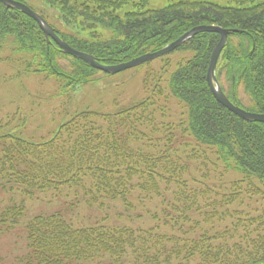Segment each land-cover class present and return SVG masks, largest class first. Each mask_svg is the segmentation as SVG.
I'll return each instance as SVG.
<instances>
[{
	"label": "trees",
	"instance_id": "trees-1",
	"mask_svg": "<svg viewBox=\"0 0 264 264\" xmlns=\"http://www.w3.org/2000/svg\"><path fill=\"white\" fill-rule=\"evenodd\" d=\"M46 1L52 6L59 4V14L68 17L86 38H73L54 26L56 32L72 46L94 54L107 64L159 50L200 24L238 29L239 32L229 34L217 72L225 68L229 73L230 90L222 88L231 100L246 110L264 113V0H230L231 5L177 0L165 8L151 10L149 15L136 9L124 17L116 12L120 0ZM96 22L111 33L107 38L93 31ZM84 30L90 31L84 33ZM219 38L218 33L202 32L184 42L177 48L184 60L177 61L173 70L170 69L171 59H167L162 69L146 80V90H150L148 97L117 116H103L91 110L77 112L60 126L52 140L41 144L13 134L0 135L1 191L9 184L16 193L23 191L22 195L33 197L45 191L72 187L81 202L89 207L104 205V208L118 198L132 207L128 197L131 191L137 193L136 199L145 207L146 200H152L151 195L159 191L164 204L153 213L154 224L148 230L142 225L104 224L107 219L76 226L68 208L40 212L27 223V251L19 257L22 264H101L105 258L114 259L130 250H134L136 261L147 264L145 250L151 249L149 245L162 246L165 241L169 242L168 252L174 247L172 240L164 236L169 232H160V227H171V224L178 227L183 222L186 225L180 231L197 229L203 222L192 218V214L202 208L206 209L202 215L207 220H230L219 233L229 238L240 227L246 232L242 238H251L259 229L264 231V212L254 215L227 208L237 202L239 189L246 179L264 184V123L238 117L213 97L206 76ZM4 41L16 43L17 48L27 54V71L64 76L75 85L91 81L97 73L104 74L63 53L56 43L48 46L35 20L0 3V46ZM66 57L73 59L75 67L69 73L60 63V59ZM243 87L250 96L248 104L239 100V90ZM171 97L177 100L178 109L180 106L185 109L179 119L170 112ZM100 119L106 122L107 128L99 125ZM207 149L211 150L210 154ZM100 152L109 155L101 157ZM211 154L224 170L235 171L243 177L232 182L229 193L218 195V199L202 207L199 199L207 194L196 185L202 182L205 191L210 187L204 180L207 176L200 171L208 165ZM163 181L175 188L171 191L159 186ZM248 186V192L260 190L255 183ZM163 190L170 192L169 197ZM251 193L248 196H252ZM73 200L64 202L61 208L71 209L75 203H80ZM26 214L24 202L7 204L0 210L2 230L11 232ZM115 215L120 216V213ZM204 229L207 228L201 230ZM261 235L263 237L258 236L251 245L233 250L238 261L264 263V233ZM182 243L180 252L176 253L180 257L187 250H183ZM188 254L190 252L184 256ZM200 256L206 257L205 254ZM216 256L222 257V253ZM119 261L124 262V259ZM222 264L229 263L225 259Z\"/></svg>",
	"mask_w": 264,
	"mask_h": 264
},
{
	"label": "rangeland",
	"instance_id": "rangeland-1",
	"mask_svg": "<svg viewBox=\"0 0 264 264\" xmlns=\"http://www.w3.org/2000/svg\"><path fill=\"white\" fill-rule=\"evenodd\" d=\"M24 1L40 10L48 22L59 31L61 30L73 38H86L84 34L79 33L76 25L68 17L64 18L61 15L62 13L59 14V11L61 12L59 10V4L52 6L46 0ZM143 1L147 0H120L116 12L120 17H124L125 14L139 8L138 5H135L136 3L141 4ZM176 1L149 0L141 6V9L149 15L151 10L165 8ZM204 1L216 2L221 5L232 4L230 0ZM204 25L223 28L217 24ZM87 31L90 30H84V33ZM93 31L98 32L106 38L108 34H111L105 30L103 25H99V22L95 23ZM1 44L0 135L13 134L24 138L28 142L37 144L52 140L56 136V131L60 126L70 121L77 112L91 110L103 116H117V114L122 113L124 110L136 106L138 102L148 97L150 93L148 88L146 90V80L149 77H154L156 71L167 60L164 59L166 57L158 58L150 64H143L113 75H106L100 72L97 75H93L91 81L75 85L74 82H69L63 76L34 72L30 69L27 71V62L25 59V57H28L27 54L19 50L16 43L12 44L4 41ZM173 55L175 56L170 69L174 70L180 54L177 51ZM60 63L67 73L75 69L71 57L60 59ZM217 74L220 84L230 90L227 78V74L229 73L227 70L223 68ZM165 90L168 94L169 90L166 85ZM239 100L245 104H248V101H250V96L248 93H245L244 87L239 90ZM176 102L177 100L171 97L168 103L172 116L179 119L180 115L185 112V109L182 106L178 109ZM99 125L103 129L107 128L106 122L101 119L99 120ZM208 151L210 154L211 150L207 149ZM99 154L101 157H107L109 155V153L106 154L104 152H100ZM206 164L208 165H204L205 167H203L200 173L207 176L204 180H207L210 187L208 191H205L202 182L196 185V187L204 189V192L207 194L205 197L199 199L202 207L218 199V195L229 193L233 187L232 182L239 177H243L242 174L235 171L224 170L220 163H216V157L212 154L211 160H207ZM252 183H255L260 190L255 189L254 193L248 192V184ZM159 186L168 188L171 191L175 188L166 185L164 181L159 183ZM6 187V192L0 190V210L7 204H12V202H24L27 207V214L25 218L22 217L21 222L11 232L7 233L3 231V225L0 223V264H22L19 257H22L27 251V223L31 220L32 216L40 212L50 213L68 208L67 210L70 212L69 217H72L76 226H80V223L94 222L97 219H107L103 222L104 224L114 222L117 224L133 225L135 227L142 225V227L144 226L148 230L154 224L153 213L155 211L158 212L164 205L162 198L158 195L160 193L159 191L151 195L152 200H146L147 205L145 207L136 199L137 193L131 191L128 197L130 198L132 207L127 206L118 198L115 201H110L104 208V205L99 206L96 204L92 205L93 207H89V205L81 202L75 197L77 193H75L72 187L62 188L59 191H45L33 197L22 195L25 194L23 191L16 193L10 189L11 186L9 184ZM211 187L212 190H210ZM239 191L241 192H238L240 196L236 200L237 202H233L227 208L230 210L239 209L252 214H261L264 212V184H260L255 179L252 182L246 179ZM162 192H165L166 196L169 197L170 192L167 193L165 190ZM187 192H190V190H187ZM250 193L252 196H248ZM80 197L84 196L80 195ZM73 198L80 201V203L78 205L75 203L71 209L67 206L61 208L64 202L74 201ZM106 209L107 212L104 213ZM147 209L151 211L150 215L147 213ZM205 210V208H202L197 213L192 214V218H197L203 222L199 224L197 229L182 232L180 229L186 225L183 222L178 227H174L172 224L171 227L161 226L159 231L169 232L168 236L165 234L164 236L166 239L170 238L172 240L174 247L172 246V252H168L171 246L169 242L165 241V245L162 246H158V244L149 245L151 249L148 248L145 250L147 254L145 259H148L147 264H222L225 259L229 264H245V262L237 260L236 253L233 250L243 249L246 244L251 245L254 241L256 242L258 236L263 237L261 234L264 231L259 229L254 231L251 238H242L246 232L243 227L239 226L238 231H234L232 237L229 238V236L219 233L226 228L225 226H228L230 220L228 218L216 221L212 219L207 220L204 217L205 215H202ZM117 212L120 213V216L115 215ZM237 216H240V214ZM157 225L159 224L157 223ZM204 227L207 229L201 230ZM159 231L156 233L158 234ZM202 232L206 235L201 234ZM199 236V242L197 243ZM238 241H242L241 245H237ZM180 242H183L181 244L183 250L187 249L184 251L182 257H180V254H176L178 251L180 252ZM195 243L197 244L194 245ZM188 252L190 254L184 256ZM217 253H222V257H215ZM202 254H205L206 257H201L200 255ZM135 257L134 250H130L126 255L116 256L114 259L109 258L108 260L105 258L101 264H143L140 261H136ZM120 258H123L124 262H120ZM199 261L201 262L199 263Z\"/></svg>",
	"mask_w": 264,
	"mask_h": 264
},
{
	"label": "water",
	"instance_id": "water-1",
	"mask_svg": "<svg viewBox=\"0 0 264 264\" xmlns=\"http://www.w3.org/2000/svg\"><path fill=\"white\" fill-rule=\"evenodd\" d=\"M0 2H3L7 6H12L20 9L22 12L26 13L27 15L31 16L34 18L42 28V30L45 32L47 41L50 42V38L55 40L60 48L66 52L69 53L73 56H76L84 61H86L88 64L91 66L98 68L100 70L106 71L110 74H115L121 71H124L126 69L138 66L140 64H143L147 61H151L159 56H162L163 54H166L176 47H178L180 44H182L186 39L194 36L197 33L203 32V31H214L218 32L221 35V38L214 48V51L212 53L211 59H210V64L207 72V81L210 86V89L214 95V97L222 104L224 105L227 109L238 115L239 117L245 119V120H255L259 122H264V114L261 113H255V112H250L242 109L239 107L237 104L233 103L227 95L223 92L220 83L217 80L216 77V67H217V62L218 58L220 56V53L224 46L227 43L228 40V29H223L221 27L217 26H207V25H200L197 27H194L192 30L184 34L181 38L176 40L175 42L167 45L163 49L156 51V52H149L147 54H144L142 56H139L137 58H134L128 62H122L120 64L116 65H105L100 63L93 55L88 54L86 52L79 51L72 46H70L66 41H64L62 38H60L54 28L48 24V22L37 12L32 10L29 6L26 4L16 1V0H0Z\"/></svg>",
	"mask_w": 264,
	"mask_h": 264
}]
</instances>
